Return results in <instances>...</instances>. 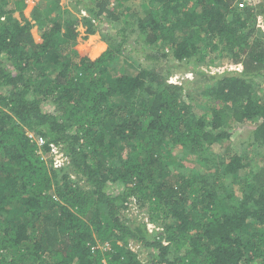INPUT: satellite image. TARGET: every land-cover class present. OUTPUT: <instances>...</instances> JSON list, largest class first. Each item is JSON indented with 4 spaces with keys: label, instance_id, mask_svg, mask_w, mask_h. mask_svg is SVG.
Returning <instances> with one entry per match:
<instances>
[{
    "label": "trees",
    "instance_id": "16d2710c",
    "mask_svg": "<svg viewBox=\"0 0 264 264\" xmlns=\"http://www.w3.org/2000/svg\"><path fill=\"white\" fill-rule=\"evenodd\" d=\"M121 1L0 0V264H264V1ZM120 16L102 53L76 44ZM247 123L245 172L220 149Z\"/></svg>",
    "mask_w": 264,
    "mask_h": 264
},
{
    "label": "rangeland",
    "instance_id": "374dc122",
    "mask_svg": "<svg viewBox=\"0 0 264 264\" xmlns=\"http://www.w3.org/2000/svg\"><path fill=\"white\" fill-rule=\"evenodd\" d=\"M25 1V8L23 10L22 13H15L14 17L19 19V20H31V16H32V10L34 8V6L37 3L43 2L44 0H24ZM60 1V5H62V7L67 8V10L69 12H72L73 14H75L77 17L80 16H87V13L84 12L83 10L81 11L80 14H77L76 10L77 8H74V0H59ZM143 0H122L120 4L115 5L116 7V14H122V16L126 15V14H130V13H136L138 16H143L145 11L142 9L141 7V3ZM256 0H253L252 2H255ZM44 3V2H43ZM80 9V8H79ZM120 16L118 19L115 20H111L109 23L107 22H96L95 24L98 26L97 27V31L93 34V35H86L85 33V29L82 26H78L76 31H77V36L75 38V42H77L76 44H78V46L80 47L81 50H92L93 52H95L97 50V52L95 54H100L102 53L106 47H107V42L103 39L102 37V33L107 34L108 32L113 34L112 31V27H114V25H118L121 21L123 23L124 21V17ZM33 22V21H32ZM261 22H262V18H261ZM261 22H260V18L257 20V27L261 28ZM31 35L32 38L34 40V42H39L40 40V34H39V30L37 29V27H34L31 30ZM210 49H212L210 47ZM141 61H143L142 59H140ZM168 63V65H172L175 62L168 60L163 63ZM193 65H195L194 63H190V64H184L183 65V70L182 71H174V75L176 76L177 79L179 77H181L183 71H190L193 68ZM197 66V65H195ZM199 70H202L205 74L208 72L207 68H202L200 66H198ZM224 68H228L229 70H231L233 67L230 65L227 66H222L220 67V70L224 69ZM185 72V73H186ZM191 73V72H190ZM190 73H186L187 75L183 76V79L180 80V82L185 81V80H189L188 82H185L184 87L185 89H187V91L190 92V89L192 88V86H195V84L197 83L199 85L198 82H203L204 80H206L205 75L203 77V74L201 73L202 76L197 77L198 80L197 82L193 83L192 79V74L189 75ZM215 72H211V74H214ZM181 74V75H180ZM179 82V80H178ZM262 82V79L258 78L257 79V83ZM255 88L259 89L260 85L259 84H255ZM252 129V125H249V123L243 125V126H239L238 129H236L237 133H234L232 135V137L228 140L225 141L226 143L223 144L222 148L220 145H217V149H219V147H221L220 151H222L223 153L225 152V149L227 152H237L240 155L244 156V162L248 165V169L245 172H248L249 170H256L257 168H259L261 166V164H263L260 160H258L257 156L255 153H257V149L254 146V150L253 151L251 149H247L245 148L241 142L245 141L247 139L248 133L249 131ZM240 135V137H239ZM56 150L57 154H56V159L60 160V162H66L67 158L63 155V153L60 150V147L56 146ZM236 188V187H235ZM115 192H118L115 188H113ZM112 189V190H113ZM236 194L239 196V191L236 188ZM129 208L127 210H125V214L129 217V218H137V220H142V221H147L146 217H145V212H143L142 210H139L136 206V204L134 203V201H131V204H129L128 206ZM149 229L152 230L153 225L148 224ZM158 228V227H157ZM157 230H160L159 228ZM99 243V242H97ZM103 246V247H101ZM100 248H108L106 243H104L103 245H101ZM133 250L136 251L139 254V258L142 259L143 261L147 260V251L137 248V247H133Z\"/></svg>",
    "mask_w": 264,
    "mask_h": 264
},
{
    "label": "built area",
    "instance_id": "2783aa9c",
    "mask_svg": "<svg viewBox=\"0 0 264 264\" xmlns=\"http://www.w3.org/2000/svg\"><path fill=\"white\" fill-rule=\"evenodd\" d=\"M37 142H38V144H42V138H38ZM56 149H57L56 146L52 145L50 152L52 153L53 161L56 164L55 166H59L63 162H60V160L56 159V154H57V151H55Z\"/></svg>",
    "mask_w": 264,
    "mask_h": 264
},
{
    "label": "crops",
    "instance_id": "0c3cea01",
    "mask_svg": "<svg viewBox=\"0 0 264 264\" xmlns=\"http://www.w3.org/2000/svg\"><path fill=\"white\" fill-rule=\"evenodd\" d=\"M260 1H264V0H256L255 2L258 3V2H260ZM262 20H263V19H262ZM263 21H264V20H263Z\"/></svg>",
    "mask_w": 264,
    "mask_h": 264
},
{
    "label": "clouds",
    "instance_id": "9594fccd",
    "mask_svg": "<svg viewBox=\"0 0 264 264\" xmlns=\"http://www.w3.org/2000/svg\"><path fill=\"white\" fill-rule=\"evenodd\" d=\"M259 19V18H258Z\"/></svg>",
    "mask_w": 264,
    "mask_h": 264
}]
</instances>
